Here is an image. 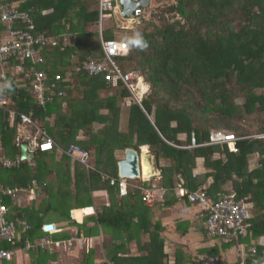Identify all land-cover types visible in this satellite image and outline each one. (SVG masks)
<instances>
[{
	"label": "trees",
	"instance_id": "trees-1",
	"mask_svg": "<svg viewBox=\"0 0 264 264\" xmlns=\"http://www.w3.org/2000/svg\"><path fill=\"white\" fill-rule=\"evenodd\" d=\"M15 1L0 0V4L13 5ZM97 1L24 0L19 5L18 11L31 15L37 34L56 40V45L43 48L42 62L35 69L45 72L48 86L60 75L63 82L54 90L63 94L57 96L56 92L40 106L26 93L30 85L23 74L26 64L8 58L0 66V77L5 68L8 81V106L0 109V159L16 161L20 155L16 142L19 115L30 116L54 145L52 151L34 153V169L26 162L19 168L0 165V183L5 187L37 186L33 205L28 209L14 207L9 216L20 231L23 226L30 229L20 232L15 243L3 244V249L33 251L31 264H51L71 236L45 233L43 226L52 224L45 223L46 217L53 212L56 219L82 231L84 226L72 221L70 212L92 206V192L104 190L109 205L101 207L86 235L97 234L98 226L104 231L111 229V234L130 233L128 241L136 242L139 251V255L129 256L123 240L108 255L109 262L183 264L179 250L173 263L166 260L163 227L158 221L152 222V211L143 202L142 192L133 189L119 199L117 187L109 185V179H118L115 153L132 149L138 154L149 151L153 157L160 180L139 185L162 189L164 207L180 200L188 204L186 197L175 196V180L192 192L209 178L212 182L205 192L211 201L234 193L236 200L252 205L248 235L212 247L207 258L195 257L188 264L211 262L241 244L255 250L245 264H264V138H258L264 135V0H150L138 24L133 25L137 30L121 29L114 18L109 19L110 24L103 21L102 37L106 41H125L140 32L148 42L146 50L128 47L126 55L115 59L123 74L133 72L148 86L142 109L136 104L124 107L129 94L122 86L108 87L103 75L89 76L81 70L89 59L103 60ZM156 3L160 7L151 10ZM147 14L156 19L155 23L146 20ZM141 24L143 28L138 29ZM6 27L0 21V42ZM123 115L125 125L121 128ZM249 120L254 133L245 127ZM95 125L100 128L95 130ZM214 130L239 138L238 154L231 153L227 145L186 149L192 135L200 145ZM81 132L83 138L79 139ZM73 144L92 156L90 170L75 162L71 171L72 159L66 152ZM59 150L62 157L57 161ZM197 159L203 160L206 170L202 177L193 175ZM27 239L31 249H25ZM44 239L64 244L53 245L52 250L42 248ZM14 254L7 261L11 262ZM230 260L240 264L234 255Z\"/></svg>",
	"mask_w": 264,
	"mask_h": 264
},
{
	"label": "built area",
	"instance_id": "built-area-1",
	"mask_svg": "<svg viewBox=\"0 0 264 264\" xmlns=\"http://www.w3.org/2000/svg\"><path fill=\"white\" fill-rule=\"evenodd\" d=\"M23 2L24 0H18L15 1L13 5L0 4V21L7 25L6 31L4 32V39L0 42V66L8 58H14L19 61L20 64H26V69L23 74L25 80L30 82L29 87L26 89V93L34 96L37 103L43 106L56 94V92L57 96L63 94L60 91L55 92V90H58L59 83L63 82L60 75H56L51 85L48 86L45 83L47 76L45 72L35 69V65H39L42 62L40 53L43 48L49 44H51V46L56 45V40L46 38L44 34L36 33L31 15L28 12L18 11L19 5ZM97 3L99 13L97 32L103 60L101 62H94L89 59L81 70L86 71L89 76L103 75L104 81L108 87L118 88L122 86L129 94V97L124 101V107L129 108L132 104H136L142 109L141 100L144 95L148 93V86L133 72L123 74L115 63L117 57L127 54L128 45L125 41H106L102 37L103 20L119 18L120 26L128 29L138 24L139 18L142 15V8H137L131 17L125 19L121 16L119 0H98ZM43 14H45V12ZM4 69L0 77L2 81L0 85V109H4L8 106L7 94L5 92L8 81L4 76ZM79 70L80 69L77 68L76 72H79ZM144 87L147 89L145 93L142 91ZM34 125L30 116L19 115V122L17 123V144H27V153H35L37 150L43 153L52 151L54 148L53 143L41 130L36 131L35 137L31 139L30 134L27 133V129L33 128ZM258 138H264V135L258 136ZM239 140V138L223 130H214L209 133L207 142L200 145L197 144L192 135L190 144L186 149L227 145L231 153L238 154L236 144ZM66 155L74 162L84 167L86 171L92 168L90 153L82 149L79 145H71ZM0 165L4 168H19L21 161L20 159L16 161L0 159ZM139 169L140 174L138 179L124 180L118 177L116 180L112 178L109 179V185L111 187H117L118 198L127 197L129 192L133 189L140 190L143 194V202L150 207L154 202H157L155 199L156 196H150V192L151 194H155V190L153 192L137 184L140 183L141 181L139 180L142 179L140 163ZM105 178L107 179L108 177ZM152 179L158 181L160 180V175L158 174L155 176L151 173L148 180L150 181ZM36 188L37 186L35 185L14 189H5L0 186V264L5 260H9L11 256L16 253V250L3 249V244L15 243L18 241L20 232L30 229L28 226H23L20 231L17 227V223L10 220L9 212L11 208H22L25 202L35 200ZM174 192L178 199L186 197L188 203L202 208L205 216H207L206 221H204L205 235L208 241L211 242V245L213 244V247L217 246V244L221 247L224 244H229L240 237L248 235L252 205L243 199L236 200L234 193L227 196H219V198L213 202L207 197L204 188L189 192L183 188L182 183H178L174 188ZM23 196L26 197L25 200H23ZM159 200H162V198ZM40 245L42 248L47 247L51 249L53 243L49 239H44L41 241ZM32 247L33 246L27 239L26 249H31ZM233 250L234 254H236L237 251L236 258L240 264H245L246 258L249 256L252 257L255 254L254 248H247L245 244L236 246ZM219 257L220 256L214 257L210 264H226L222 261V258Z\"/></svg>",
	"mask_w": 264,
	"mask_h": 264
},
{
	"label": "crops",
	"instance_id": "crops-1",
	"mask_svg": "<svg viewBox=\"0 0 264 264\" xmlns=\"http://www.w3.org/2000/svg\"><path fill=\"white\" fill-rule=\"evenodd\" d=\"M116 21H119V18H115ZM145 89V88H143ZM125 125V117L123 115L122 117V124L121 128H124ZM35 129V135L36 131L41 130L37 126V124L34 125L33 128H28L27 133L30 134L31 130ZM16 133H17V126H16ZM82 132L79 136V139H82ZM18 137V136H17ZM16 137V139H17ZM181 140L185 139L184 136H180ZM17 142V140H16ZM148 151V149H147ZM118 155L116 156V159L118 161L122 160L124 158V152H121V155H119L120 152H116ZM143 154L145 152H142ZM141 153V154H142ZM139 154V155H141ZM146 154V153H145ZM149 156V151L147 153ZM147 156V161L151 165V173H153L155 176L158 174L160 175V172L154 167L153 165V157ZM62 157V152H56V160L59 161ZM20 159V155L17 158ZM34 159V158H33ZM33 159H26L22 162H26L31 165L32 169H34L33 166ZM91 159V157H90ZM71 171H74V167L76 166V163L71 160ZM152 163V164H151ZM93 166V163L91 164ZM206 174V170L204 168V163L202 159L196 160V167L193 170V175L196 177H202ZM159 181V180H158ZM212 180L211 178L207 179L206 183H204L203 186L200 188L206 189L210 184ZM177 183H182L181 181L175 180V185ZM183 185V183H182ZM0 186H2L5 189H14L19 188L22 186H15V187H5L2 183H0ZM229 186L231 184L229 183ZM198 188V189H200ZM155 191L162 192V197L164 195V191L161 189H156L154 187ZM107 192L104 190H97L95 192H92V206L84 208V209H78V210H72L70 212V219L74 221L77 225L84 226L82 231H78L76 226H73L68 221H63L60 219H56L54 221H51L48 225H52V228L50 231H43L49 235L55 234L57 232H61V234H67L68 236H71L68 241H71V247L68 249L64 242H58L60 245L66 246L65 253L62 251L56 252V254H59L56 258V261H52L53 264H107L111 263L109 262L108 255L114 251V247L120 246L123 242V240L127 243L126 250L129 251V256H137L139 255L138 246L136 242L128 241L130 237V233H120L117 234H111V229L109 231H104L99 226L97 227V234L94 235H86V232H90V229L94 227V220L96 219L97 213L101 210L102 206H108L109 201L107 199ZM176 196V195H175ZM102 197V199H100ZM105 200H104V198ZM26 197L23 196V200H25ZM121 199V198H119ZM155 199L157 202H154L152 206H150V209L152 211V222H160L163 227V237L165 240L164 244V253L166 254V259H168L171 263L175 260V253L179 250L181 255H183V264H188V261L198 257V258H207V252L208 249L213 247V244L211 245V242L208 241L205 230H204V217L205 214L201 207L186 203L183 200H180L178 203H176L174 206L170 207H164L162 205V200H159L156 196ZM102 200V201H100ZM35 200L28 201L24 203V208L31 207L33 205ZM100 201V202H99ZM99 203V206L97 207V204ZM149 207V206H148ZM88 211V212H87ZM58 227L59 229H57ZM51 232V233H49ZM108 232V233H107ZM113 239V242L111 241ZM110 240L109 243H104V241ZM56 243V242H55ZM87 246L88 249H85L84 255H81L80 250L78 249V246ZM209 245V246H208ZM95 246H99V257L98 259V253L96 250H94ZM94 250V251H93ZM112 250V251H111ZM55 254V253H53ZM33 255H35V252L33 251H25L21 250L14 254V257L11 262L6 261L2 264H31ZM54 257V256H53ZM103 258L104 261L101 259ZM230 260V259H229ZM90 263H89V262ZM185 261V262H184ZM51 263V264H52Z\"/></svg>",
	"mask_w": 264,
	"mask_h": 264
},
{
	"label": "water",
	"instance_id": "water-1",
	"mask_svg": "<svg viewBox=\"0 0 264 264\" xmlns=\"http://www.w3.org/2000/svg\"><path fill=\"white\" fill-rule=\"evenodd\" d=\"M121 5V16L123 18H129L133 15L137 8H148L150 0H119ZM149 119V117L147 116ZM35 157L34 153H27V145H20V159L24 161L26 159H33ZM140 155L132 150L126 149L124 151V158L117 162V174L120 179L124 180H136L139 177L140 169ZM52 225H47L44 227V231H50Z\"/></svg>",
	"mask_w": 264,
	"mask_h": 264
},
{
	"label": "rangeland",
	"instance_id": "rangeland-1",
	"mask_svg": "<svg viewBox=\"0 0 264 264\" xmlns=\"http://www.w3.org/2000/svg\"><path fill=\"white\" fill-rule=\"evenodd\" d=\"M164 2H168V0H163V3ZM170 2V1H169ZM160 5L161 4H159V3H156V6H152L151 7V10L152 9H156L157 7H160ZM150 13V12H149ZM146 20H150V21H152L153 23H155V21H156V19L154 18V17H151V16H149L148 14L146 15ZM108 24H110V23H108ZM143 28V24H141L140 26H139V28L138 29H142ZM134 29V28H133ZM134 30H137V29H134ZM145 88V87H144ZM142 91L145 93L146 91H147V89H142ZM148 91H149V89H148ZM102 93V92H101ZM239 102H241V101H239ZM244 125V124H243ZM37 126L40 128V126L37 124ZM245 127L251 132V133H254V127H252V123L250 122V120L249 121H246V123H245ZM100 127L98 126V125H95L94 126V129L95 130H98ZM31 130V129H30ZM35 129H32L31 130V133H30V136H31V139H33L34 137H35ZM37 139H38V137H37ZM40 140V139H39ZM58 152H60V150L58 151ZM140 152H141V149H140ZM124 154V153H123ZM115 155L117 156L118 154L117 153H115ZM119 155H121V152L119 153ZM147 155V154H146ZM91 156V155H90ZM148 156V155H147ZM149 156H151V154L149 153ZM148 156V157H149ZM152 157V156H151ZM92 156H91V164H92ZM152 164V163H151ZM254 164V162H252V165ZM153 165H154V162H153ZM151 166V165H150ZM155 167V166H154ZM75 168V167H74ZM152 168V167H151ZM152 170V169H151ZM139 181H141L140 182V184H143V183H146V185H147V183H148V179L146 180V179H141V180H139ZM146 181V182H145ZM137 183V182H136ZM138 185H139V183H137ZM178 184V183H177ZM177 184L175 185V186H177ZM148 190H152L153 192H154V190H153V188H148ZM175 193V192H174ZM162 192H158V191H155V194L153 193V194H151V192H150V196H157L158 197V199H160V198H162L161 196H162ZM107 195V194H106ZM104 198V197H103ZM100 199H102V197L100 198ZM107 199H108V195H107ZM104 200H105V198H104ZM100 201H102V200H100ZM99 201V202H100ZM39 202V201H38ZM37 202V203H38ZM99 206V203L97 204V207ZM88 212V211H87ZM55 218H56V214L55 213H50L47 217H46V221H45V223H48V221L49 222H51V221H54L55 220ZM56 228H58V227H56ZM104 241V243H109L110 242V240H107V241H105V240H103ZM111 241L113 242V239H111ZM209 246V245H208ZM217 246H219V244H217ZM78 249L80 250V253H82L81 255H84V253H85V249H88V247L87 246H81V245H79L78 246ZM94 250H96L97 251V253H98V259H100V257H99V246H95L94 247ZM93 250V251H94ZM59 251H62V252H64L65 253V251H66V246L65 245H63V246H61V248L59 249ZM57 255H59V254H57ZM236 256L235 254H234V250L232 249V248H230V249H228L227 251H225V252H223V253H221L219 256V258H222V261L224 262V263H226V264H232L233 262H231V260H229V259H231V257L232 256ZM103 261H104V259L103 258H101ZM167 261H168V259H166ZM203 264H210L209 262H206V263H204L203 262Z\"/></svg>",
	"mask_w": 264,
	"mask_h": 264
},
{
	"label": "clouds",
	"instance_id": "clouds-1",
	"mask_svg": "<svg viewBox=\"0 0 264 264\" xmlns=\"http://www.w3.org/2000/svg\"><path fill=\"white\" fill-rule=\"evenodd\" d=\"M120 7H121V5H120ZM108 21L109 20H105L104 22L108 23ZM119 25H121V24L119 23ZM120 28L126 29V28H123V26H120ZM132 28H133V26L129 27L128 29H132ZM125 43L128 45L129 48H135V49H139L141 51L146 50L148 48V42L145 40V38L143 37V35L140 32H136L133 34V36L126 38ZM6 87H7V85H6Z\"/></svg>",
	"mask_w": 264,
	"mask_h": 264
},
{
	"label": "bare ground",
	"instance_id": "bare-ground-1",
	"mask_svg": "<svg viewBox=\"0 0 264 264\" xmlns=\"http://www.w3.org/2000/svg\"><path fill=\"white\" fill-rule=\"evenodd\" d=\"M139 159H140V166H141L142 178L147 180L150 177V174H151V166H150L149 162L147 161V155L145 153L144 154L142 153L140 155V158ZM12 212L13 211H12V208H11V210L9 212V216L12 215ZM49 233H51V232H49ZM51 242L56 247L60 246V244L58 242H56V243L53 242V241H51ZM55 244H57V245H55ZM66 245H67V248L69 249L71 247V241L66 242ZM51 250H52V247H51Z\"/></svg>",
	"mask_w": 264,
	"mask_h": 264
}]
</instances>
